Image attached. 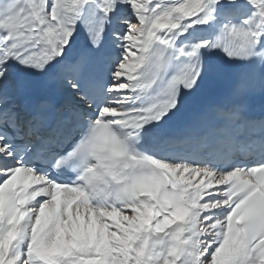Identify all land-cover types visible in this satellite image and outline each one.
I'll return each mask as SVG.
<instances>
[{
    "label": "snow or ice",
    "instance_id": "snow-or-ice-1",
    "mask_svg": "<svg viewBox=\"0 0 264 264\" xmlns=\"http://www.w3.org/2000/svg\"><path fill=\"white\" fill-rule=\"evenodd\" d=\"M257 91L264 0H0V264H264Z\"/></svg>",
    "mask_w": 264,
    "mask_h": 264
}]
</instances>
